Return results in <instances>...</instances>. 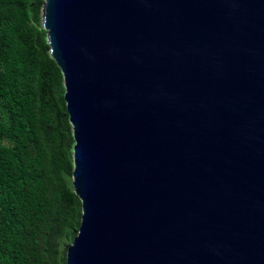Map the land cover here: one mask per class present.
Masks as SVG:
<instances>
[{
  "label": "water",
  "instance_id": "obj_1",
  "mask_svg": "<svg viewBox=\"0 0 264 264\" xmlns=\"http://www.w3.org/2000/svg\"><path fill=\"white\" fill-rule=\"evenodd\" d=\"M82 216L67 264H264V0H45Z\"/></svg>",
  "mask_w": 264,
  "mask_h": 264
},
{
  "label": "trees",
  "instance_id": "obj_2",
  "mask_svg": "<svg viewBox=\"0 0 264 264\" xmlns=\"http://www.w3.org/2000/svg\"><path fill=\"white\" fill-rule=\"evenodd\" d=\"M44 2L0 0V264H67L81 224L68 183L74 139L41 26Z\"/></svg>",
  "mask_w": 264,
  "mask_h": 264
},
{
  "label": "rangeland",
  "instance_id": "obj_3",
  "mask_svg": "<svg viewBox=\"0 0 264 264\" xmlns=\"http://www.w3.org/2000/svg\"><path fill=\"white\" fill-rule=\"evenodd\" d=\"M42 16V10L40 11V17ZM63 86H64V83H63ZM68 183H69V185H70V187H71V185H72V188H73V177L72 178H70L69 180H68ZM70 244V242H67V245H69ZM71 245V244H70ZM64 250H65V246L63 245L62 247H61V250H60V255H59V257H62L63 256V254H64ZM67 251H68V248H67ZM67 251H66V254H67Z\"/></svg>",
  "mask_w": 264,
  "mask_h": 264
},
{
  "label": "clouds",
  "instance_id": "obj_4",
  "mask_svg": "<svg viewBox=\"0 0 264 264\" xmlns=\"http://www.w3.org/2000/svg\"><path fill=\"white\" fill-rule=\"evenodd\" d=\"M44 3H45V2H44ZM43 7H44V5H43ZM42 16H43V8H42ZM42 16H41V22H42V20H43ZM41 26H42V24H41ZM49 54H50V52H49Z\"/></svg>",
  "mask_w": 264,
  "mask_h": 264
}]
</instances>
